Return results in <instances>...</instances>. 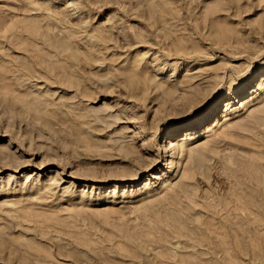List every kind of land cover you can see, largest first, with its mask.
<instances>
[{"label": "rangeland", "instance_id": "1", "mask_svg": "<svg viewBox=\"0 0 264 264\" xmlns=\"http://www.w3.org/2000/svg\"><path fill=\"white\" fill-rule=\"evenodd\" d=\"M149 10H169L180 16L175 19L170 14L172 17L163 18L166 23L153 19L155 25L151 17L142 13ZM47 19L50 20L45 22ZM45 27L51 28L48 39L44 36V40L33 39L38 49L42 46L44 51L42 41L45 40L57 43L61 39L62 45H66L61 47L59 55L52 46V51H48L59 58H54L56 64L66 66L54 70H68L61 72L64 75L58 81L55 77L59 75L55 76L54 71L32 68L29 54L35 37L32 32L43 29L45 35ZM168 29L176 35L172 39L171 32L167 33L169 37L163 36ZM22 30L25 35L19 36ZM53 32L58 41L53 40ZM127 33L135 38L130 39ZM101 34L109 36L104 39ZM128 38L134 41L129 42ZM119 40L123 46L118 47ZM93 42L97 44L91 45ZM64 54L71 59L67 60L70 57L65 58ZM27 60L31 61L28 65ZM72 69L74 73L70 72ZM263 69L264 0H0V229L3 234L25 241L31 247L36 244L48 252L55 247L38 246L33 233L50 231L59 238L62 230L59 221L73 223L74 214H79L75 212L86 209L83 213L93 212V216L88 215L106 218L104 221L113 222L112 217L118 216L125 224L131 222L123 232L132 234V240L136 236L131 232L135 230L139 234L145 228L143 224L148 227L151 223L152 232L147 230L151 235L157 231L156 227L161 228V234L155 233L156 238L149 237V232H146L149 236L143 234L146 231L143 229L142 235L155 244L141 246L151 251L145 253L139 245L138 248L124 247L131 252L127 253L119 247L118 250L132 256L128 255V260L127 255H121V259H116L118 264L124 261L131 264L132 260L135 264L138 258L141 261L136 262L143 263L148 257L153 260L156 254L152 255V251L164 255L165 244V251H183L191 261L200 260L198 254H202L201 260L217 259L213 246L208 250L209 246L202 244L203 248L188 232H167L168 219L172 228L181 229L182 225H174L178 220L169 210L166 218L165 208H162L165 211L158 208L160 212L154 208L151 212L158 214L147 216L150 210L147 203L150 207L159 203L160 197L166 194L165 189L175 187L184 175H191L201 199L207 192H213L209 195L215 197L219 191L221 196L231 187H227V178L221 179V173H217L223 172L220 158L232 162L236 154L249 153L263 156L264 161V89L254 93V97L249 93L255 88L251 80L259 77ZM195 86L199 88L194 89ZM216 100L220 104L215 115L195 124L197 127L192 124L203 118ZM228 100L232 107L226 117ZM109 118L116 120L115 123ZM189 123L188 128L195 126L194 129L200 130L195 138H186L184 127L170 137L172 143L166 142L171 128ZM135 153L146 160H155V164L142 170L144 165L132 157ZM128 170L129 174L130 170L131 174L140 173L133 179L117 178ZM154 174L160 177L155 178ZM146 184L151 186L150 196L144 194ZM197 206L205 208L202 204ZM122 209L126 212L124 215L112 216L111 210ZM203 209L192 216L193 221L197 217L200 228L207 223L219 232L228 224L231 227V221L215 218ZM117 219L113 226L117 224L115 221L123 225ZM162 219L167 230L162 228ZM157 220L160 224L155 223ZM7 224H13V229ZM118 224L114 227L117 231L122 226ZM219 224L224 226L218 227ZM239 225L244 228V223ZM210 226L206 227L207 231ZM64 227L69 228V224ZM225 229L221 233L224 231L227 239L221 237V241L228 240L225 244L229 252L231 238ZM214 231L211 233L215 234ZM244 235L247 245H239L238 263L264 264V217H256L254 231ZM119 238L127 247L131 238L116 236V246L121 245ZM156 239H160L161 246L156 244ZM161 247L164 248L160 250ZM183 247L187 248L185 252ZM138 251L140 256L136 254ZM227 252L220 253L219 257L228 255ZM7 254L10 255L1 250L0 264H27L25 257L14 263ZM70 254L54 255L56 263L53 264H75ZM133 254L139 257L132 259ZM141 256L146 258L142 261Z\"/></svg>", "mask_w": 264, "mask_h": 264}, {"label": "bare ground", "instance_id": "2", "mask_svg": "<svg viewBox=\"0 0 264 264\" xmlns=\"http://www.w3.org/2000/svg\"><path fill=\"white\" fill-rule=\"evenodd\" d=\"M189 10L192 12V9H189ZM178 11H180V10H178ZM178 11H176V12H178ZM140 12H142V11H140ZM176 12L173 11V13H176ZM134 13H136V12H134ZM139 13H137V14L139 15ZM142 13H144L143 15L146 16V17H148V18L151 17L152 20L155 19V22L156 21L157 22H162L163 21V18L166 17L165 19H167V17L168 16H171V15L172 16L175 15L174 16L175 19H177L180 16V15H176V14L170 13L169 10H166V11H163V10L162 11L149 10V11H145V12H142ZM142 13L140 14V16L142 15ZM145 13L147 15H145ZM192 14H194V13H191V15ZM210 15H211V13H210ZM48 20H50V19L45 20V22L48 21ZM51 21L53 22V20H51ZM51 21H50V24H51ZM153 22H154V20H153ZM164 23H166V22H164ZM151 24H153V23H151ZM155 25H156V23H155ZM157 25H158V23H157ZM9 28H8V30H11V28L10 29ZM43 29H44V27H43ZM43 29L42 30H38L37 29L36 31H33L32 32V34H34V36H35L34 38H32V42H33V39L35 41H38V38L39 37H41L40 40H42L43 39L42 36H44V38L48 39L46 36L49 37L50 32L48 30H50L51 28H49V29L46 28L45 35L43 33L45 29L44 30ZM74 29L76 30V28H74ZM166 31H168V32H165L166 34H163V36L164 35H167L169 37L170 34L171 35H174V36H171L170 37L171 39H172V37H175L176 36L175 33L173 34V32L170 31L169 29L166 30ZM20 32L21 33H20L19 36L25 35L24 34L25 32L23 30L20 31ZM55 32H58V31H55ZM55 32H53L52 35ZM70 32H72V31H70ZM18 33H19V31L17 32V34ZM167 33H170V34L168 35ZM74 34H75V32H74ZM102 34H104V33H102ZM106 34L107 33H105V35ZM29 35H31V34H29ZM54 35H56V34H54ZM101 35H100V37L104 36V35H102V36ZM128 35H129V37L131 36L130 39H132L133 37L135 38V36L130 35V33ZM134 35H137V34H134ZM53 36H51V39L55 37V36L54 37ZM71 36H73V35H71ZM146 36H147V33H146V35L144 34V37H146ZM167 36H165L166 37L165 39H168ZM107 37L104 36V39H107ZM176 38L177 39L179 38L178 35H177ZM140 39L142 40V38H140ZM53 40H57L56 37ZM120 40H122V39H120ZM120 40L118 41L119 42V45L116 42L117 43L116 45H118V47L122 45L120 43ZM141 40H138V41H141ZM90 41L88 43H90ZM106 41H108V40H106ZM128 41L129 42H132V41H134V39L130 41L129 38H128ZM135 41H137V39H135ZM71 42L72 41H71V38H70V43ZM121 42L123 43V41H121ZM125 42H127V40ZM34 43L35 42H33L32 44H30L31 45L30 47L34 50V52H36V54L32 51V49H31V52L29 53L32 56V58H31V56L29 55L30 58H31V60L33 61V63H32V66L33 67L32 68L33 69H36L37 71L38 70L39 71H43V70H46L47 71L48 70V72H49V70L52 71V72L54 71L53 74L55 76L59 75L57 77H55L53 75L56 78L55 80L58 81V79H60L58 77H60L63 72L65 73L68 70L65 71L66 69H63L64 70L63 71L61 69V72L63 71L62 73L59 70H54V69H57V67L59 69V67L60 68L65 67L66 68V66L63 65V67H61L62 65L56 64L57 61L55 62V60H54V58H56V54L53 57L52 53L50 54L48 51L51 50L52 47H54V48H57L56 49L57 52L55 50H53V51H55L57 54H58V52L59 53H62L60 51L62 49L61 47H64L66 45L65 44L62 45L61 39L57 43H56V41H52V42L51 41H46V40L45 41H42V44H43L44 48L47 50V52H46L45 49H44V51L42 50L43 49L42 46H41V50H42L41 51L40 49H38V47H37L38 45L36 43L35 44ZM63 43H64V41H63ZM94 44H97V43L96 42L91 43V45H94ZM131 46H132V43H131ZM28 48H29V42H28ZM62 51H64V50H62ZM48 53L50 55H52V58H51V56ZM64 53H67V52L65 51ZM64 55H61L62 58H63ZM61 56H60V58H61ZM68 56L70 57V55H68ZM68 56L65 55V58H67ZM56 59L58 60L59 58H56ZM70 59H71V57L68 58L67 60H70ZM60 60H62V59H60ZM28 61H30V60H27L26 61L27 62V65L29 63ZM68 67L71 68L69 65H68ZM24 69L28 70L27 68H24ZM4 70H5V68H4ZM74 71L75 70L70 71V72L74 73ZM260 73L261 74H260L259 77H257L256 79L251 80V81H254L255 82V88L252 89L249 92L250 95L253 94L252 97H254V93H256L257 91H259L260 89H262V90L264 89V69L261 70ZM49 74H52V73L50 72ZM49 74L47 76H49ZM4 75H6V74H4ZM34 75H38L39 77H41L42 74L39 75V74L35 73ZM62 75H64V74H62ZM53 76H52V78H53ZM250 82H248V83H250ZM197 88H199V87L197 86L194 89H197ZM231 103L232 102L229 101V100L226 103V108H225V112L226 113L224 114L226 117L228 116L227 111L230 110L231 107H232V104ZM219 104L220 103L216 100L212 104L211 108H209V111L207 112V114H205V116L203 118H201L199 121H197L195 123H192V124L195 125V124H198V123H202L203 120H205V119H210V117H212L213 115H215L216 108H217V106ZM241 105L245 106L246 104L245 103H242ZM116 117H115V119H117V121H119L118 118H116ZM111 119L112 118H109V120H111ZM119 119H120V117H119ZM112 121H110V122L115 123L116 120L114 121V119H112ZM188 125H191V123H189V124H178L176 127L171 128L170 131H169V133H168V137L166 139V142L172 143L170 137L171 136H174V135H177L179 133L178 131L181 130V129H183L184 127H185V131H184L183 134L186 136V138H189V139L195 138V136H197L196 134L199 133L200 130L194 129L196 125L194 127H191V128H188ZM140 147L142 148V146H140ZM164 154L166 155V153H164ZM164 154L162 153L161 155H164ZM258 156L259 155H251L249 153H246V154H236L234 156V161L231 160L232 162H229V161L225 162L226 161L225 158H223V161H222V158H220L221 159L220 163H222V162L223 163L222 164L219 163V164L222 166L223 169H221V170L223 172H219L220 171L219 170L217 173H221L220 176L222 178L219 176L221 179H226L227 178L226 179V183L228 182L227 185H229V186H227V185H225V186L231 187V188H230V191H227L224 194L222 193L221 196H219L220 194L218 195V192L219 191L217 189V191H218L217 194H216V195H218L217 198H216V195H215V197H211V195H209V194H212L213 192H209V194L207 192L206 194H203L204 195L203 196L204 199H201L200 198L201 193H200L199 196H197V191L195 190L197 187H196V184H193L194 182H192V180H191L192 179L191 178V175H189V177L186 176V175H184L182 177V179L179 180L180 182H178L175 187L173 185L172 188L171 187H168L167 189H165V193L166 194H164L163 196L160 197L159 203H157L156 205H153L152 207H150L151 205H150L149 201H148V203L146 202L149 205V208L148 209H150L147 212V216H153V217H155V215H157L158 212H160V210H163L164 208L166 209V212H167V210L171 211L172 212V215L178 220V222L177 223L175 222L174 225L175 226L176 225H182L181 226L182 228L181 229H178L176 227L175 228L174 227L172 228L170 226L171 224H169V223H171V222H169L170 219H168V221H167L168 222L167 223V228L169 230L167 232H174L176 234H178V233L179 234H185V231L188 232L187 234H189V235H191L193 237H196L199 245L200 244H201V246H203L204 244L208 245L209 246L208 247V250H209V248L211 246H213L214 247V250L213 249L212 250L216 254V258L217 259H215L214 256H213L214 259L208 258L209 255L211 257V253L208 255L207 254V251L208 250L206 249L207 251H206L205 254L208 255V256L207 255L206 256L210 260H208V261L207 260H204V259L201 260L202 254H198V257L200 258V260L191 261V259L188 258L189 256L187 257V254L185 255V253H183V251H182V253H173L174 251L167 252V251H169V249H167L165 251L167 245L164 243L165 246H166L165 249H163L164 247L163 248L161 247L160 250L163 249L166 253L163 251L162 254H164V255H158L159 252H156L155 253L154 251H152L153 252L152 255H155L156 254V256H153V258H154L153 260H149V257H148V260H149L148 261L146 257H145L146 259L143 257L145 255L143 253H141V255L143 254V256H141L140 258L142 259V261H143V259H145L146 260V261H144L145 263L144 262L143 263L142 262H136L137 260L141 261L138 258L140 256V254H139L140 251L136 252V254L137 253L139 254V256H137V255H134L135 254L134 253L135 249H134V251L132 253H134L133 254V257L135 256V258H132V259H136V257L138 258V259H136V261H134V263L135 264H154V263L156 264V263H158L159 260H163V261H167V263H164V264H237L238 263V259L240 257L239 256L240 250H241L239 245L240 244L245 245V246L247 245V242H245V240H244V236H245L244 235V232H248V233L249 232H253L254 231V221H255L256 217H260V216L261 217L262 216L264 217V161L261 160V159H263L262 158L263 156H261V157L259 156L260 158ZM132 157H135L136 158V161L141 166L144 165L143 168H141V166H140V168L142 170L146 169V167H148V169H149V168H151L155 164V160H153V159H152L153 161H150L151 159L150 160H146L145 158H143V156H137L136 153ZM227 160H229V159L227 158ZM130 172L132 173L131 170H130ZM134 172H135V174H131V173L129 174V170H128V171H126V174H124L123 176H119L118 175V177L117 176L116 177L119 178V179H122V180H126V178L127 179L128 178L129 179L137 178L140 172H136V171H134ZM132 175H134V176H132ZM154 175H155L154 176L155 178L156 177H160L159 175H156V174H154ZM228 179H229V181H228ZM223 183H220V184H223ZM214 190H216V189H214ZM151 192H152L151 186L149 184H146L145 190H144V194H146L147 196H150L151 195L150 194ZM210 197L213 198V199H211ZM214 198H216V199H214ZM146 203L144 204L145 206H147ZM200 204H202L203 206H205L204 209H206L205 210V212H207L206 214H209V215H211V216H213L215 218H221V219L226 220V221L227 220L231 221V222H229V223H231V225H230L231 227H229L228 226L229 224H228L225 227L226 229L222 227V226H224L223 224H222V226L220 224H219V226L217 225L218 227H222V230L225 229V232L228 231L226 233H228L229 236H230V238H231V241L229 240L231 242V246H230L229 252H227L228 251L227 250V244H225L228 240H225L224 238H226V236L225 237L223 236L224 235V231H223V233H221L222 230H221V232H219V230H217L218 227L216 228V226H215L216 229L215 228L214 229L217 230V231H214V230H212L210 224L207 225L208 223L206 224L207 226L205 225V227L202 224L203 225V228L202 227L200 228L199 227L200 224H197V222H196V218H197L196 216H195V220H194L196 223L193 221V217L192 216L195 215L194 214L195 212H197L198 210L201 209L200 206H197V205H200ZM154 208L158 210V212H156V214H154V213L151 212V210H153ZM201 210L199 212H201ZM83 211L84 212H87L86 209H81L80 211H76L75 212V213L79 212V214H74V216L76 217V215H77V217L76 218L75 217L72 218V222L73 223H70L67 220H60L59 221V224H60L59 228H62V230L59 231V233H60L59 236H57L59 238H55V235L54 234H50L49 233L50 231L49 232L47 231L45 233L43 232L44 234H42L40 232L33 233L34 236L32 238H34L33 240H36V243H37L38 246L40 244H42L43 246H47L46 248H48V247L51 248L53 246V247H55V249L52 248L48 252H46V251H42L41 248L36 247V244L32 245V247H31V245H28L25 241H21V240H19L17 238H13L11 236H5L3 234V229H0V249L1 248H6V249H1V250H4L5 252L6 251L9 252L10 255L7 254V258H9V260L11 259L14 263L15 262L19 263V258H24L25 257L27 264H50V263L53 264V263H56V261L54 262L55 256H58L59 254H61V255L64 256V255H67V253H71L70 255L72 256V260H74V263L75 264H118L116 262V259L119 258V257H121V255H123V256L127 255V258H128V255L129 256L130 255L132 256V254H127V253H131V252H128L125 248H128V247L129 248H134V247L136 248L137 246L140 247L142 243H143V247H144V245L146 246V243L147 244L150 243V245H152L154 243V241L151 242V239H148V237H147V236L151 235L149 231L152 232V230H151V228H152L151 223H148V221H143V222H146V223L150 224V225H148V224L147 225H148V227L150 226L151 228L149 227L150 229H146V227H147L146 224L145 225L143 223L139 224V226L141 225V227H142V224H143V226H145V228L143 227L140 230L141 232H139V234H137V235H136L137 231L134 230L133 232H131V233L135 234L134 236H136V238L133 239V240L131 238L132 234L127 233V232H126L127 234H125V232H123V231H126L127 230L126 228L129 229V226L128 225H130V223H131V222L130 223H126V224H128V225H126L125 223H123L124 221H122L120 219L121 217L118 218L117 215L120 214V216H122V214L124 215L126 213L124 209H122V210H111L112 216H114V215L117 216L116 218L110 216V217L114 218L113 219V222H112V220H107L110 223H112V225H110L109 222L107 223L106 220L104 221V219H106V218H104V219L102 218V220H101V219H99L98 216H97L98 218L97 217H92L93 216V212L88 211V214L89 213L92 214V216H91V215H88L87 213H83ZM163 211H165V210H163ZM163 211H161V213ZM163 214H165L167 216L166 218H169V216H168L169 213L168 212L167 213H163ZM129 216H127V217L129 218ZM143 216H145V215H143ZM206 216H208V215H206ZM117 218L122 221L123 225H126L127 226V227L125 226V228H123L124 226L121 224V222H119V224H121L123 226V227L121 226V228H123L122 232L120 230L121 228H120V225L118 224V221H115V223H117L119 225L118 226L119 229L117 228L119 231H117L115 229L117 227V224L113 226L114 220H116ZM109 219H111V218H109ZM149 219L151 220V218H149ZM238 220H239V223L238 224L244 223V228H241V225L237 226L238 225L237 224V221ZM162 221H163V219L160 221L161 224H163L164 222L166 223V221H164V222H162ZM155 223L160 224L158 222V220ZM66 224H69V228L64 227V226H66ZM164 224H163V226H164ZM195 224H197V225H195ZM84 225H85V228L83 227ZM136 225H138V224H135V226ZM7 226H9L10 229H13V227H14L13 224H9V225L7 224ZM168 226H170V228ZM192 226H195V227L198 226L199 228H194L193 229ZM209 226H210V228H208V229H210L211 231H214L215 234H212L213 232L211 233L210 230L207 231L206 227H209ZM136 227H138V226H136ZM162 228H165V226L162 227ZM171 228H172V231L170 230ZM124 229H126V230H124ZM135 229H137V228H135ZM143 229L146 230L145 233L143 232L144 231ZM156 229H157V231H156L157 233L161 231V228L158 229L156 227ZM165 229H162V230H165ZM138 230H139V228H138ZM147 230H149L148 231L149 232V235L146 234ZM154 231H155V228H154ZM134 232H136V233H134ZM142 232H143V234H146L147 236L146 235L143 236L142 235ZM161 232H160V234H161ZM163 232H166V231H163ZM155 233H154V235H151L149 237H155V236H157V234L155 235ZM219 233H221L222 235H220ZM97 234L99 236H97ZM128 234L130 236H128ZM170 234L171 233H169V235ZM118 235L120 237H122V238L123 237H126V236H127V238L129 237L128 239L131 238L129 240V242H127V244H128L127 247H126V244L124 242L123 243L125 244V246H124V244L122 245V242L120 243V239L121 238H119L118 241H119V245L121 244L122 246L121 245L120 246H116L115 245L117 241L114 243V240H115L116 236H118ZM247 235L249 237V234H247ZM158 236H159V234H158ZM94 237H96L97 239H95ZM221 237H224L223 239L226 242L223 243V241H221ZM171 238H172V235H171ZM156 240H155V242H156ZM158 240H160V239H158ZM158 240H157V243L156 244L157 245H160L162 242L159 244V241ZM163 240H164V238H163ZM117 245H118V242H117ZM150 245H147V246H150ZM152 246H150V247L153 248ZM204 246H203V248H204ZM119 247H122L121 249H123V251L124 252L126 251L127 253L125 254L124 252H121L122 251L121 249H120L121 251L118 250ZM143 247H142L141 251L148 252V251H151L152 250V249L151 250L149 249L148 251L147 250H143ZM155 247H156V245H155ZM205 247L207 248V246H205ZM147 248H149V247H147ZM199 248H201V250H202V247H199ZM183 249H184V247H183ZM183 249H181V250H183ZM186 249H184V252L186 251ZM1 250H0V253H1ZM128 250H130V249H128ZM132 250H130V251H132ZM57 251L59 253H57ZM156 251H158V250H156ZM203 251H205V250H203ZM226 252H227L228 255L223 256V257H219V254L220 253L224 254ZM151 253H148V255L151 256L150 255ZM159 254H161V253H159ZM204 257H205V255H204ZM124 258H126V257H124ZM129 258H128V260H129ZM119 259H121V258H119ZM120 261L122 262L123 260H120ZM124 262L119 263V264H125ZM132 263H133V260H132ZM127 264H130V263H127Z\"/></svg>", "mask_w": 264, "mask_h": 264}]
</instances>
